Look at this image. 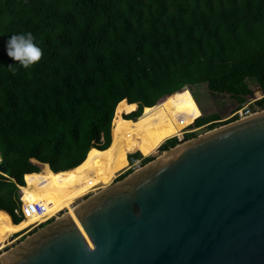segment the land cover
Wrapping results in <instances>:
<instances>
[{"label": "trees", "instance_id": "16d2710c", "mask_svg": "<svg viewBox=\"0 0 264 264\" xmlns=\"http://www.w3.org/2000/svg\"><path fill=\"white\" fill-rule=\"evenodd\" d=\"M21 32L43 56L13 74L6 42ZM247 79L264 93V0H0V248L127 159L235 121L202 114L189 89L235 112L254 98Z\"/></svg>", "mask_w": 264, "mask_h": 264}, {"label": "water", "instance_id": "95a60500", "mask_svg": "<svg viewBox=\"0 0 264 264\" xmlns=\"http://www.w3.org/2000/svg\"><path fill=\"white\" fill-rule=\"evenodd\" d=\"M0 264H264V110L116 174Z\"/></svg>", "mask_w": 264, "mask_h": 264}, {"label": "rangeland", "instance_id": "374dc122", "mask_svg": "<svg viewBox=\"0 0 264 264\" xmlns=\"http://www.w3.org/2000/svg\"><path fill=\"white\" fill-rule=\"evenodd\" d=\"M247 83L254 91V98H252V99L248 98L249 101L244 105L248 106L251 110H257V108L253 105L252 102L254 100L262 97L261 89H260L259 85L257 84V82L253 79H247ZM189 90H190V92L194 91L196 93V95L198 97L197 103H198V106H199L202 114H209L212 112H218L220 114V117L222 118L221 121H224V119L227 118L230 114H232L234 112V110L239 106V103L234 98H230L229 95H227V94L210 96L207 93L205 85L195 86ZM263 110H257V111H258V113H260ZM221 126H223V125H221ZM218 127H220V126H218ZM218 127H216V128H218ZM192 131H194L197 134V136H199V135H203L204 133H207L210 130L205 126H202V127L193 129ZM159 145L157 146L156 149H154L151 153H149L150 155H148V156H152V157H154V159L161 157L163 152H160L158 150ZM143 157L144 156L141 155L140 158H143ZM127 160L129 162V159H127ZM96 189H93V190H90V191H87L84 193H80L79 195H76L74 198L66 201L65 203L70 208ZM82 195H85V196L80 197ZM75 199H77V200L72 204V206H70V204H71L70 202H72ZM56 209H54L51 214H53L56 211ZM63 212L64 211H61L59 214H57V216L61 215ZM36 230H37L36 228L31 229V227L28 226L26 229L20 231L21 234L18 237L14 236L15 233L8 236L4 245L0 248V253H3L5 251H8L9 249L13 248L16 244H18L19 242H21L23 240L22 238L29 236L30 234H32ZM16 233H18V232H16Z\"/></svg>", "mask_w": 264, "mask_h": 264}, {"label": "clouds", "instance_id": "9594fccd", "mask_svg": "<svg viewBox=\"0 0 264 264\" xmlns=\"http://www.w3.org/2000/svg\"><path fill=\"white\" fill-rule=\"evenodd\" d=\"M6 53L15 61L8 66L13 74L19 67L30 68L43 56V50L31 32L13 33L6 42Z\"/></svg>", "mask_w": 264, "mask_h": 264}, {"label": "built area", "instance_id": "2783aa9c", "mask_svg": "<svg viewBox=\"0 0 264 264\" xmlns=\"http://www.w3.org/2000/svg\"><path fill=\"white\" fill-rule=\"evenodd\" d=\"M257 110H263V109L257 108ZM257 110H251L248 106L244 105L240 109H238L235 112H233L232 114H230L227 118L224 119V121L228 120V119H231V118H236V120L244 119L246 117H249L251 115H254V114L258 113ZM145 157H147V156H145ZM145 157H143V158L132 157L131 159H129L128 166L126 167L125 170H128V169L134 168L136 166L145 164L143 162ZM0 162H1V156H0ZM34 209L36 210V212L38 214H42L44 212L43 206H41L39 204H34ZM21 212H22V214H23V216L25 218V214H24V211H23V208H22V201H21ZM59 213L60 212H58L57 214H59ZM57 214H55L53 216L45 215V216L42 217L43 220L36 221L33 224L29 225V227H31V229H34V228L38 229L42 224L46 223L47 221H49L51 219L53 220L54 218L58 217Z\"/></svg>", "mask_w": 264, "mask_h": 264}, {"label": "flooded vegetation", "instance_id": "af4514ba", "mask_svg": "<svg viewBox=\"0 0 264 264\" xmlns=\"http://www.w3.org/2000/svg\"><path fill=\"white\" fill-rule=\"evenodd\" d=\"M20 234H21V233H20ZM20 234H19V235H20ZM19 235H17L16 237H18ZM13 237H14V236H13Z\"/></svg>", "mask_w": 264, "mask_h": 264}, {"label": "bare ground", "instance_id": "6f19581e", "mask_svg": "<svg viewBox=\"0 0 264 264\" xmlns=\"http://www.w3.org/2000/svg\"><path fill=\"white\" fill-rule=\"evenodd\" d=\"M148 155H150V154H148ZM148 155H146V156H148Z\"/></svg>", "mask_w": 264, "mask_h": 264}]
</instances>
